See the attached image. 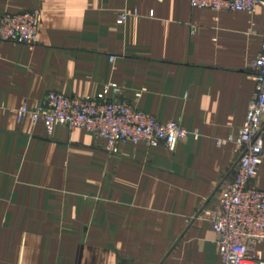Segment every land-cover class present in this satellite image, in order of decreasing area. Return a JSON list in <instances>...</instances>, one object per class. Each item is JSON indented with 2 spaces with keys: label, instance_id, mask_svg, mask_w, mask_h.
<instances>
[{
  "label": "crops",
  "instance_id": "1",
  "mask_svg": "<svg viewBox=\"0 0 264 264\" xmlns=\"http://www.w3.org/2000/svg\"><path fill=\"white\" fill-rule=\"evenodd\" d=\"M38 10L33 47L0 44V264H218L201 216L231 179L232 143L254 94L264 32L252 14L189 0H0V17ZM121 14L126 20L117 24ZM189 136L173 149L17 122L49 91L87 99L108 86ZM264 136V130H263ZM251 184L264 191V155ZM264 264V243L257 245Z\"/></svg>",
  "mask_w": 264,
  "mask_h": 264
},
{
  "label": "built area",
  "instance_id": "2",
  "mask_svg": "<svg viewBox=\"0 0 264 264\" xmlns=\"http://www.w3.org/2000/svg\"><path fill=\"white\" fill-rule=\"evenodd\" d=\"M192 9L231 11L252 14L264 8V0H189ZM121 14L117 24L126 20ZM40 12L23 11L0 17V44L15 43L33 47L38 42ZM254 94L249 102L243 125L234 138L219 145L232 143L236 160L231 179L220 184L216 210H206L201 216L215 235L218 264H261L257 245L264 243V191L251 182L264 155V32L260 51L251 64ZM106 87L94 98L74 99L49 91L44 100L33 105L21 104L15 111L17 122L29 120L42 124L51 137L57 127L84 131L105 142L104 150L116 155L123 144H163L173 149L189 133L175 122L159 123L155 117L138 110L126 100H109Z\"/></svg>",
  "mask_w": 264,
  "mask_h": 264
},
{
  "label": "rangeland",
  "instance_id": "3",
  "mask_svg": "<svg viewBox=\"0 0 264 264\" xmlns=\"http://www.w3.org/2000/svg\"><path fill=\"white\" fill-rule=\"evenodd\" d=\"M26 121V120H25ZM27 121H29V120H27ZM30 122V121H29ZM31 123V122H30ZM32 124V123H31ZM34 125V124H33Z\"/></svg>",
  "mask_w": 264,
  "mask_h": 264
}]
</instances>
